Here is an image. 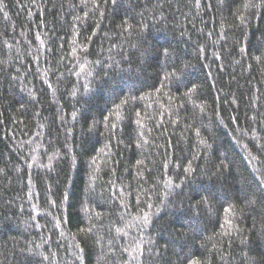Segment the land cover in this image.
<instances>
[{"label":"trees","instance_id":"trees-1","mask_svg":"<svg viewBox=\"0 0 264 264\" xmlns=\"http://www.w3.org/2000/svg\"><path fill=\"white\" fill-rule=\"evenodd\" d=\"M0 264H264V0H0Z\"/></svg>","mask_w":264,"mask_h":264},{"label":"snow or ice","instance_id":"snow-or-ice-1","mask_svg":"<svg viewBox=\"0 0 264 264\" xmlns=\"http://www.w3.org/2000/svg\"><path fill=\"white\" fill-rule=\"evenodd\" d=\"M105 119H107V117ZM113 127H115V125H113Z\"/></svg>","mask_w":264,"mask_h":264}]
</instances>
